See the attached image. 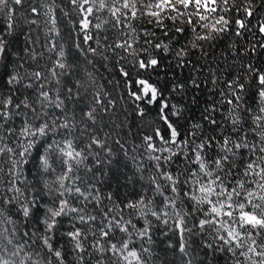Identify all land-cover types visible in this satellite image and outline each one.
<instances>
[{
  "label": "snow or ice",
  "instance_id": "snow-or-ice-1",
  "mask_svg": "<svg viewBox=\"0 0 264 264\" xmlns=\"http://www.w3.org/2000/svg\"><path fill=\"white\" fill-rule=\"evenodd\" d=\"M22 3L23 0H0V20L5 24L6 35H11L15 28L16 6ZM50 3L52 6L46 8L45 16L51 34L46 45L52 54L49 57L51 67L46 73L39 70L30 73L26 84L18 75L10 76L5 84L9 91L0 93V159L8 157L9 164L7 172L0 170L5 184L0 191V220L12 226L0 229V237L5 234L9 237L0 247V264H39L41 252L45 264L52 260L55 264H155L150 247L152 225L149 217L165 225L169 220L173 222V230L181 237L179 252L182 256L188 255L184 234H200L211 237L202 247L211 249L213 256L217 252L227 253L231 264H264V69L252 64L246 66L248 74L256 81L254 95L258 99L256 109L249 106L243 110L246 120L239 114L245 84L239 78L224 82L221 101L226 105L235 103V107L229 108L225 121L230 124V130L219 137L205 136L202 125L195 121L186 134L178 132L166 113L171 110V115L179 119L182 108L170 104L155 85L139 78L138 72V78L132 81L138 87L135 91L129 89V95L134 102L148 105L159 102V117L170 133L166 138L155 128L151 135L142 137L156 169V175L151 177L152 197L159 194L163 207L159 208L153 198L145 195L135 201L117 202L116 195L108 193L106 199L112 206L93 215L87 211L88 205L95 207L101 202L100 192L95 184L78 174L80 165L94 149L104 150L109 156L112 149L99 135H91L89 142L81 146L83 132L87 129H79L80 135H77L75 109L69 115V104L75 101L79 107L80 88L85 84L78 81L73 88L66 89V94L60 89L61 78L70 71L78 72L79 65L67 62L70 50L66 51L56 40L60 30L54 0ZM69 3L77 17L72 21L73 26L82 38V42L74 45L78 53L107 60L109 52L116 55L117 50H121L143 71L155 70L160 61L154 53H169L172 40L186 30L191 33L188 43L175 51L179 67L188 63L185 57L191 49L199 48L204 52V43L211 46L233 32L236 37L250 35L253 19L257 20L255 31L264 38V15L256 16L260 11L256 0H69ZM260 8H264V0H260ZM30 12L38 17L40 6L31 7ZM104 13L107 19L102 18ZM62 16L69 14L62 12ZM144 23L152 25L155 31L143 27ZM137 24H140L139 32ZM116 30L123 38L109 43L105 32ZM141 36L144 37L143 45L137 49ZM250 44L252 52L257 47L264 50V43L259 40ZM5 46V40L0 38V53ZM85 62L93 63L87 59ZM120 73L130 78L123 67ZM88 76L91 81V74ZM192 83L195 85L196 81ZM22 84L25 91L31 90L34 95H25L19 87H10ZM184 87V84L173 85L176 91ZM93 104L86 106V111L81 109V122L94 125L97 108L107 112L115 102L106 100L104 94L96 91ZM215 110L216 105H213L211 111ZM208 112L206 109L201 120L218 127V122ZM136 113L140 118L146 114L139 104ZM54 158L59 160L61 173L54 182L45 181L50 191L55 185V196L43 210L41 219L38 200L26 195V189L22 190L20 185L26 183L25 167L31 160H38L43 170L50 172L54 171L50 164ZM176 159H182L183 169L175 174L165 170V166L170 167ZM96 163H100L98 152ZM166 192L169 194L165 195ZM17 215L25 219L31 217L42 224V233L37 236L36 232L24 231L20 233L22 242H15L18 229L12 217ZM137 216L144 220L142 227L137 226L138 220L133 222ZM65 221L69 230L62 239L66 237L70 247H57L56 235ZM24 227L27 228V224ZM32 237H36L39 246L33 242L35 251H28ZM137 241L141 243L138 245ZM34 256L38 259L34 260ZM69 256L73 259L69 260ZM186 264L203 262L189 257Z\"/></svg>",
  "mask_w": 264,
  "mask_h": 264
},
{
  "label": "trees",
  "instance_id": "trees-1",
  "mask_svg": "<svg viewBox=\"0 0 264 264\" xmlns=\"http://www.w3.org/2000/svg\"><path fill=\"white\" fill-rule=\"evenodd\" d=\"M54 4L58 21L57 26L60 30V35L56 37V40L65 47L66 51L70 50L67 62L79 65L78 72L70 71L66 74V77L61 78L60 89L66 94V89L73 88L78 81L85 84V87L80 88L79 96L82 99H79V107H77L75 101L69 104V115L72 114L71 110L75 109L77 135H80L79 129H87L83 132L81 146L89 142L91 135H99L106 140L107 147L112 149L111 156L104 150L94 149L93 154L80 165L78 174L95 184L101 196V202L95 207L89 204L87 211L93 215H98L105 207H111V203L106 199L108 193L115 194L117 202L120 200L135 201L139 199L140 195H145L153 198L154 204L162 208V198L159 194L152 197L150 190L151 177L156 175V169L154 162L149 159L143 146L142 137L151 135L155 128H159L166 138L170 133L167 125L159 117V102L148 105L144 102L133 101V98L129 95V89L135 91L138 86H134L132 81L138 78L137 73L139 72V78L146 79L149 83L155 85L163 93L164 99L168 100L170 104L182 108V115L179 119L171 115V110L166 113L182 135L187 133L190 124L194 121L202 125L201 130L205 136L219 137V135L227 134L231 126L226 124L225 121L229 108L235 107V103L226 105L221 101V90L225 88L224 82L226 80L239 78V81L246 86L245 91L241 93L242 99L240 101L239 114L243 119H247L244 115V109L249 106L253 109L258 107V99L254 95L256 81L246 70V66L249 64L264 69V50L258 47L255 52L250 50V42L255 43L259 40L264 43V38H261L255 31L254 26L257 20L253 19L251 21L253 30L250 35L236 37L233 32L214 41L211 46L204 43V52H201L199 48L191 49L189 55L185 57L188 63L183 67H179L175 51L188 43L191 33L186 30L185 33L177 35L172 40L169 53H154L160 61L155 70L143 71L135 66L131 56H126L121 50H117L116 55L109 52L107 60L101 57H93L91 54L85 57L83 54L78 53L74 45L76 42H82V38L72 23L77 18L76 13L73 11L69 0H54ZM36 5L40 6L38 17L30 12L31 7ZM50 6H52L50 0H23L22 5L16 6V23L11 35L5 34V24L0 20V38L5 40L6 45L5 50L0 53V93L9 91L5 84L10 76L18 75L23 78V84H26L30 79V73L38 70L46 73L47 69L51 67L49 57L52 54L49 53L46 46L51 34L48 33L49 25L45 16L46 8ZM256 7L260 9L256 16L264 15V8H260V0H256ZM62 12L68 13L69 16L63 17ZM102 18L107 19V13H104ZM32 20H35L36 23H31ZM143 27L155 31V28L147 23H144ZM136 28L139 32L140 24H137ZM105 35H108L109 43H112L116 38H123L119 30L106 31ZM157 36L160 37L159 32H157ZM143 40L144 37L141 36L139 43L136 45L137 49L143 45ZM93 46L95 45L93 44ZM52 59H55V57H52ZM86 59L93 61V63L91 65L87 64ZM121 67L129 72L130 78L120 73ZM88 74H91V81H89ZM192 80L196 81L195 85H193ZM23 84L10 87H19L25 95H34L31 90L25 91ZM174 84H184L185 87L181 91H176L173 89ZM51 87L55 89V84H52ZM96 91H100L104 94L106 100L114 101L115 104L109 107L107 112L97 108L95 124L93 125L90 122L85 124L81 122V109L86 111V106H94L93 97ZM137 104L146 113L143 118H140L136 113ZM213 105H216L215 111H211ZM206 109L209 110L207 114L218 122V127L214 128L206 120H201V116L205 114ZM17 124H19V121H17ZM245 131H248L247 125H245ZM116 141H119V143H116ZM97 152L100 160L99 164L96 163ZM209 155H214V153L209 152ZM50 164L54 171L45 172L38 160H31L25 167L26 183L20 185L22 190L26 189V195L29 197L34 196L38 200L41 219L43 218V210L51 204L55 196V185L53 184V190L50 191L45 187V181L52 183L55 181L56 176L61 173L58 159L50 160ZM8 167V157L0 159V170L7 172ZM183 167L184 162H182V159H176L170 167L165 166V170H170L175 174L178 169L182 170ZM87 169H91V171H87ZM3 180L4 177L0 175V191L5 188ZM168 194L165 193V195ZM21 199H23V196ZM12 211L15 212L16 209H12ZM12 218L16 221L18 229L15 234V242H22L20 233L24 231L36 232L37 236L43 231L42 224H37L36 220L31 217L25 219L22 215H17ZM149 219L152 225L150 247L155 264H186L189 257L203 262V264H231L229 254L217 252L213 256L211 249L202 247L204 241L206 239L210 240L211 237L200 234L193 236L188 233L184 234L188 255L187 257L182 256L179 252L181 237L178 232L173 230V222L169 220V223L165 225L155 218L149 217ZM137 220L139 221L137 226L142 227L143 218L134 217L133 222L135 223ZM25 224H27V228L24 227ZM11 227V225H5L4 221L0 220V229H10ZM67 230H69V224L65 221L63 228L56 235L55 246L70 247L66 242V237L62 239ZM7 239L9 237L6 234L0 237V247L4 246ZM33 242L37 247L39 246L36 237H32V240L29 241L28 251H35ZM140 243L141 241H137L138 245ZM144 244L149 246L147 241H144ZM88 255L91 256V253ZM42 257L43 252L40 253L39 264H45ZM33 259L37 260L38 257L34 256ZM68 259L72 260L73 257L69 256ZM48 264H55V261H49Z\"/></svg>",
  "mask_w": 264,
  "mask_h": 264
}]
</instances>
